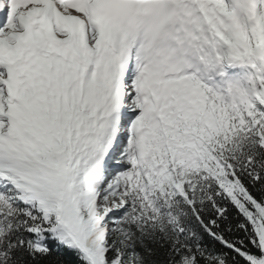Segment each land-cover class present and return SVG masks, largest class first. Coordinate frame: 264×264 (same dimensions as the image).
Returning <instances> with one entry per match:
<instances>
[{
  "label": "snow or ice",
  "instance_id": "1",
  "mask_svg": "<svg viewBox=\"0 0 264 264\" xmlns=\"http://www.w3.org/2000/svg\"><path fill=\"white\" fill-rule=\"evenodd\" d=\"M0 264H264V0H0Z\"/></svg>",
  "mask_w": 264,
  "mask_h": 264
}]
</instances>
